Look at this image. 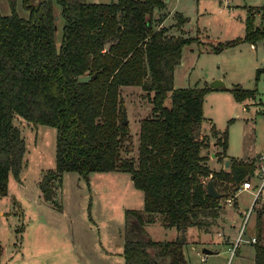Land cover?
Listing matches in <instances>:
<instances>
[{
	"label": "trees",
	"instance_id": "obj_1",
	"mask_svg": "<svg viewBox=\"0 0 264 264\" xmlns=\"http://www.w3.org/2000/svg\"><path fill=\"white\" fill-rule=\"evenodd\" d=\"M55 2L62 18L57 48L51 0H21L26 17L17 14L14 0H4L0 9V196L6 194L9 176L18 180L23 163L24 142L13 116L52 126L54 167L40 174V197H54V184L63 172L83 178L90 172H126L142 192V208L123 210V264H185L179 238L155 241L144 225L158 214L164 228L206 232L221 205L220 198L206 195L203 179L209 176L213 185L216 180L240 184L254 169L253 160L231 157L224 170H210L204 163L200 152L208 147L209 136H200L199 128L203 96L211 88L172 84L182 47L194 37L182 36L183 31L168 33L161 24L167 14L159 13L163 0ZM257 9L259 26L247 11L242 35L218 41L208 50L216 53L263 39L264 0ZM174 17L176 24L187 21L178 12ZM81 75L90 79L79 82ZM260 75L264 67L255 69L254 80ZM123 86L139 87L151 105L150 114L139 120L135 155L128 145V126L122 123ZM254 90L237 84L229 88L238 102L253 97ZM211 137L222 150L215 155L225 156V131L216 136L211 126ZM257 207L259 220L264 200ZM261 226L258 223L250 242L252 264H264Z\"/></svg>",
	"mask_w": 264,
	"mask_h": 264
},
{
	"label": "rangeland",
	"instance_id": "obj_2",
	"mask_svg": "<svg viewBox=\"0 0 264 264\" xmlns=\"http://www.w3.org/2000/svg\"><path fill=\"white\" fill-rule=\"evenodd\" d=\"M51 1L57 48L62 18L59 5L55 0ZM86 1L105 3L111 0ZM14 2L17 14L26 17L21 0ZM163 2L165 6L159 13L167 14L163 25L168 27V33L179 35L183 31L182 36L194 37L191 43L182 47L180 61L173 69V87H205L212 80L223 83L203 96L200 123V129L209 137L211 125L216 136L225 131L227 145L223 165L229 157L251 161L256 154L264 155V110L260 103L264 100V76L254 80L255 69L264 67V38L254 46L242 42L216 53L208 50L209 45L218 41L242 35L247 11L253 13L254 25L259 26L257 7L263 0ZM3 8L4 0H0V9ZM174 12L181 13L187 21L176 24ZM235 84L254 88L253 97L235 101L229 91ZM119 91L130 135L128 145L130 153L135 155L139 120L150 114L151 105L137 86H123ZM168 103L165 99L164 104ZM12 123L23 139L24 152L18 180L9 176L7 192L0 196V264H123V210L142 208V192L133 187L129 174L90 172L83 178L76 172H63L54 184L53 200L44 201L39 195L38 181L41 172L54 167L56 130L49 125L31 123L18 115L13 116ZM211 150L222 153L218 145L205 153ZM208 179L209 176L203 180ZM251 181L253 185L257 184L255 177ZM214 188L224 194L219 199L220 214L211 221L206 232L195 227L184 232L164 228L158 214L144 225V229L155 241L179 238L185 264H251L249 239L255 237L258 223L263 224L264 229V214L258 220L257 206L248 211L252 190L238 192L239 184L218 180L214 182ZM225 197H230L231 204H224ZM227 226L233 230L228 231ZM226 236L231 243L226 242ZM262 237L264 240V230ZM204 247L213 252L203 254Z\"/></svg>",
	"mask_w": 264,
	"mask_h": 264
},
{
	"label": "built area",
	"instance_id": "obj_3",
	"mask_svg": "<svg viewBox=\"0 0 264 264\" xmlns=\"http://www.w3.org/2000/svg\"><path fill=\"white\" fill-rule=\"evenodd\" d=\"M260 103L262 104L264 110V100L262 102L260 101ZM252 177H255V179L257 180L256 185L252 184L251 181ZM238 190H252V194H253L252 202L250 204L248 211L250 210V208L252 209L254 206L256 207L260 202H262L264 198V155L260 154L257 156L256 161L254 163V169L252 174L247 176L240 183ZM223 202L225 205L231 204L230 197H225L223 199ZM253 241H254V237H251L249 239V242H253ZM235 245H236V241L232 244L233 248Z\"/></svg>",
	"mask_w": 264,
	"mask_h": 264
},
{
	"label": "crops",
	"instance_id": "obj_4",
	"mask_svg": "<svg viewBox=\"0 0 264 264\" xmlns=\"http://www.w3.org/2000/svg\"><path fill=\"white\" fill-rule=\"evenodd\" d=\"M165 19V18H164ZM164 21V20H163ZM163 21H162V25H163ZM182 29V28H181ZM183 30V29H182ZM251 46L253 45V44H250ZM254 46V45H253ZM211 126H213V125H211ZM199 132H200V136L201 135H206L207 133L204 131V130H201L200 128H199ZM213 138L214 137H208V147L207 148H205V149H202L201 150V155H203L204 157H205V160H204V163L207 165V167L210 169V170H213V171H217V170H219V169H222V170H224V169H226V168H223L224 167V165H223V162H224V159L226 158L225 156H220V155H215L216 153H219V152H221V151H217V150H211V151H209L208 152V154H206L205 152L207 151V150H209V149H215L216 148V145H218V144H216L215 143V141H213ZM226 145H227V143H226ZM219 146V145H218ZM220 147V146H219ZM258 155H260V154H256V156H258ZM263 155V154H262ZM255 156V157H256ZM255 157L252 159L253 161H255ZM218 158H221V160H219ZM216 164L215 166L214 165H211L210 166V163L211 164H214V163ZM223 166V167H222ZM226 167V166H225ZM240 185V184H239ZM241 191H247V190H240V191H238V192H241ZM7 192V191H6ZM53 198L54 197H52V200H53ZM263 200H264V198H263ZM233 224L235 223L234 222V220H232L231 221ZM233 226V225H232ZM227 228H228V231L229 230H233V229H231V227L230 226H227ZM233 228V227H232ZM252 237V236H251ZM250 237V238H251ZM224 239L226 240V242H230L229 240H228V236H226V237H224ZM231 243V242H230ZM1 248V247H0ZM252 248V247H251ZM78 250H80V249H78ZM250 259H251V264L253 263V250H251V254H250Z\"/></svg>",
	"mask_w": 264,
	"mask_h": 264
},
{
	"label": "water",
	"instance_id": "obj_5",
	"mask_svg": "<svg viewBox=\"0 0 264 264\" xmlns=\"http://www.w3.org/2000/svg\"><path fill=\"white\" fill-rule=\"evenodd\" d=\"M94 76V74L92 75ZM90 79V76L88 75H81L77 78V80L79 82L81 81H87ZM223 83L219 80H212L210 83H209V87L212 88V89H216L218 88L219 86H222ZM126 120L124 117H122V123L125 124ZM224 165H228V161H225V164ZM205 193L206 195L210 196V197H214V198H220L221 197V194L218 193L215 188H214V185H213V181L211 179H208L206 182H205ZM201 252L203 254H209V253H212L213 251H211L210 249L208 248H202Z\"/></svg>",
	"mask_w": 264,
	"mask_h": 264
}]
</instances>
